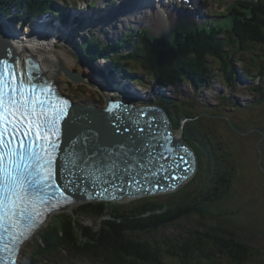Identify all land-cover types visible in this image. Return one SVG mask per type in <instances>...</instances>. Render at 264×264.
I'll return each instance as SVG.
<instances>
[{
    "label": "trees",
    "instance_id": "1",
    "mask_svg": "<svg viewBox=\"0 0 264 264\" xmlns=\"http://www.w3.org/2000/svg\"><path fill=\"white\" fill-rule=\"evenodd\" d=\"M50 1L0 0V17L7 15L14 22L20 23L24 19L29 22L31 18L47 11ZM254 5H244L240 8V13L235 14L236 20L243 24L247 41L239 43L232 37L231 45L237 46L234 53L224 54L225 45L221 46L214 34L217 28L211 29L210 26L212 33L209 36L191 33L180 36L174 33L171 40H166L154 35H141V43L133 51L118 57L109 53L134 38L133 34L129 33L122 42L114 44L99 41L97 37L86 38L84 43L76 45L77 50H83L80 53L82 61H78L84 66L94 64L101 57H109L112 58V69L137 82L147 79L160 85L192 82L197 88L202 86L209 88L218 78L231 80L228 70L233 67L232 62L241 53L240 59L252 62V65L248 63L250 66L246 73L252 75L255 66L259 68V75L262 76L264 11L263 8L257 10L256 7L253 12L251 7ZM15 6H19L20 12L17 14L12 12V7ZM251 49L258 51L247 53ZM255 55H262V62ZM68 86L66 92L75 99H80L87 91L84 86L74 87L71 84ZM256 90L262 91V86L256 87ZM164 98V104L168 110L170 109L176 127L180 126L183 117L193 118L188 123L186 135L198 154L199 166L196 175L177 192L168 194L169 198L164 201L157 196L139 199L134 201V206L125 211H122L123 209L120 211V204L104 201L87 202L71 212L61 213L62 221H58L54 228L45 229L40 241L32 246L33 252L30 253L32 264H39V258L58 251L60 247L91 260L100 258L110 264H254L256 261L264 264V255L256 253L255 245L242 240L237 233L239 230H236L234 225L219 219L224 206L214 204L216 200L223 201L231 193L232 175L236 165L231 160L232 156L230 158L227 151L224 152V143L218 146V139L214 140L212 136L216 131L215 126L218 123L216 120L223 121V117L224 122L236 133H241L237 129L245 125L258 131L254 132L256 135H263L264 121L259 123L243 119L234 121V116L228 115L225 110L243 112L244 107L231 100V97L221 96V104L213 106L203 103L202 108H199L220 116L217 118L200 113L197 105L190 99L175 102L169 97ZM96 100L104 102L102 96H98ZM254 105L260 106L254 103L249 108ZM227 115L232 118L234 124L228 122ZM260 129H263L262 133ZM256 144L264 157V147L261 150L259 139L256 140ZM194 213L202 217L203 221L200 224L202 229L193 228L160 238L151 237L150 234L161 227ZM236 215L234 214L233 218L238 220L240 217ZM81 216L100 220L99 228L84 224L78 219ZM205 220L212 223L208 225ZM144 235L148 237L143 238Z\"/></svg>",
    "mask_w": 264,
    "mask_h": 264
},
{
    "label": "rangeland",
    "instance_id": "2",
    "mask_svg": "<svg viewBox=\"0 0 264 264\" xmlns=\"http://www.w3.org/2000/svg\"><path fill=\"white\" fill-rule=\"evenodd\" d=\"M262 3L252 6L251 10L252 11L256 10V7H257V10L263 8L262 10L264 11V1ZM3 18L4 17L0 18L2 23H4ZM69 25H72V24L69 23ZM69 25L68 26L66 25L68 27L67 29L68 31L65 34L68 36L67 38L68 43H66L67 46L63 48L67 50L68 55H70L72 58H75V60L76 59L78 60V52L82 53L83 50L82 49L81 51L77 50L75 42L72 44L73 35L71 31L73 30V27H75V25H72L71 27H69ZM25 28L22 30L23 32L26 31ZM75 28L76 30H79L78 27H75ZM89 29L90 27L87 29V31ZM121 30L123 29L121 28L120 31ZM82 33H86V32L83 30ZM81 39L82 38L79 37L78 41H81ZM256 51L258 50L251 49V51H249L248 53L256 52ZM64 56H62V58H64ZM255 57L258 58L260 62H262L263 60L262 55H255ZM106 62L108 61L104 60L103 62H101V65L103 64L102 67L108 64ZM249 62L252 65V62L251 61ZM94 64L98 65L99 63L95 62ZM74 65L75 66L72 69L68 65H65V62L63 61L60 63L59 70H61V72L63 73L62 75L64 76V79H65L64 85L61 88L62 91H67L69 84H71L74 87L84 86L87 89V91L82 94L80 99L79 98L75 99L76 103L95 104L98 102L96 100L98 96H102L103 99L105 100L107 96L113 95L111 89H107V90L105 89L103 91L99 90L97 86L95 87L92 81L85 80L81 72L85 73L84 70H86L87 68L88 70H91L90 67H93V65L92 66L88 65V66L83 67L78 62L76 64L74 63ZM109 68L111 69L110 73H113L114 71L112 67H109V65L105 67L107 71H109ZM256 68L257 67L254 66V69L256 71L254 70L252 75H249L248 73L243 71V69L240 67L232 68L231 70H228V76L231 78L230 81H232V83H229L226 80L227 78L224 80L221 78H218V80L214 81L211 88L207 90H206V87H202L201 89L196 90L193 84L192 85L183 84V85H179L176 87H171L167 91L165 90V92L167 94H171L169 96H172L173 98L177 100H181L179 102H182L185 99H191L197 105L196 107L198 109L202 108L201 105L203 103H206V104L208 103L210 105H213V104H217V103H214L215 101H219L221 104L222 103V101L220 100L221 96H226L228 98L231 97V100L241 103V105H243L244 107L243 112H239L238 110H234V111L225 110V112L228 115L231 114L232 117L234 116V121H237V120L239 121L243 119V120L253 121L254 123H259L261 121H264V101H262L264 98V93L261 94L258 90H256V87L258 86H262V88L264 87V74L263 76H259V68L257 69ZM64 70H69L73 73H76L79 76L81 75V80L79 82L73 83V81H71L69 78L68 80L65 77L64 73L66 72ZM110 76H111L110 78L114 77V75H110ZM60 77H59V80H60ZM102 77L105 79L106 76L102 74ZM146 83H147V89L153 92L154 87H152V85L155 83L153 81H146ZM148 86H150V88H148ZM138 90L140 92L142 91V89L139 87H138ZM142 103H147V102L146 100H143ZM254 103H258L260 104V106L254 105L253 107L249 108V106ZM229 108H232V106H229ZM199 110H200V113H205V114L208 113L209 115H217V114H212L210 111H206L204 109H199ZM199 110L197 111V113H199ZM228 115L226 116V118L229 117ZM224 120H225L224 117H223V121L216 120V122H218L215 126L216 131L214 135L212 134V136L214 137V140L215 138L218 139L219 141V143H217L219 144L218 146L224 143L223 144V146L225 147L224 152L227 151L228 157L231 158L232 156L231 160L235 163L236 166L234 170L235 172L232 175L231 193L223 201H221V199L216 200V203L214 205L222 204V206H224L223 211L221 212L222 215L220 216L219 219L226 220L232 225H234L235 229L239 230L237 231V233L239 234V236L242 237V240L251 242L253 245H255L256 253L258 254L260 253L263 256L264 255V157L262 154H260V151L258 149L259 143L256 144V140L258 141L259 139L260 148L261 150H263L262 148L264 147V132L262 133L263 129H260L261 130L260 132L263 135H259V134L256 135L254 132L258 133V131H254L250 127L242 125L243 127L237 129V130H240L241 133H238V132L236 133V131H233L232 127L226 124ZM189 121L190 120L186 121L185 125H187ZM234 121L230 123L228 120L230 124H234L233 123ZM183 124L184 123L181 121L180 126H178L180 131H184ZM237 165L239 166L238 168H237ZM189 189L190 187L187 190ZM169 196L170 195H161L157 197L161 201H164L167 198H169ZM237 202H238V205H237ZM119 204L121 205L120 211L122 209H123L122 211H125L129 209L131 206H134V201L119 203ZM76 206H77V203H74L69 208H67L66 211L64 210L61 213H65L67 211L71 212V210L75 209ZM61 213H58L52 218H49L48 222L43 226L44 229L36 233L34 237L30 239L23 246L21 250V255H20V264H28L30 253L33 252L32 246L36 242L40 241L41 234L44 232V230L47 227L54 228L55 226H57L58 221L59 222L62 221L63 217L60 216ZM234 214L239 215L240 218H238V220L234 219L233 218ZM78 219L82 220L83 223L86 225H94V227L96 228H99L100 226V220L93 219L88 216H84V217L81 216ZM202 221L203 219L199 214H196V213L190 214L178 221L171 222L166 227H161L159 230H157L156 232L150 235L153 238L154 237L160 238V237H164L167 235L182 233V232H185L193 228L202 229L200 225ZM204 222L207 223L208 225L212 223V221L208 222L207 220H205ZM252 236L254 238L251 239ZM142 237L145 238V237H148V235H144ZM258 248L259 250H257ZM53 255L59 258L57 261L60 264H71V259L66 261V259L70 258L69 256L71 255L66 250L59 249ZM74 257L75 256L72 257L73 258L72 264H92V262H90L86 258H82L79 256L75 258ZM253 263L262 264L257 261Z\"/></svg>",
    "mask_w": 264,
    "mask_h": 264
},
{
    "label": "snow or ice",
    "instance_id": "3",
    "mask_svg": "<svg viewBox=\"0 0 264 264\" xmlns=\"http://www.w3.org/2000/svg\"><path fill=\"white\" fill-rule=\"evenodd\" d=\"M15 77V68L0 61V246L7 233L12 254L47 212L69 201L56 185L52 153L57 145L49 140L59 136L68 102L45 104L31 80L25 90L23 77L13 83Z\"/></svg>",
    "mask_w": 264,
    "mask_h": 264
},
{
    "label": "water",
    "instance_id": "4",
    "mask_svg": "<svg viewBox=\"0 0 264 264\" xmlns=\"http://www.w3.org/2000/svg\"><path fill=\"white\" fill-rule=\"evenodd\" d=\"M64 71L67 79L79 82L76 73ZM106 106L99 112L89 105V111L95 109L93 115L82 114L81 118H78L80 110L73 107L69 113L71 122H66L71 130L63 133L67 147L62 146L59 154L57 179L77 203L124 202L150 194L146 186H155L150 180L153 175H149L151 166H155L151 157L153 146L145 148L144 139L139 136V132L143 136L149 121L142 113L146 109L120 101L109 104V100ZM131 113L138 117L136 122L128 117ZM68 173L78 174L79 179L66 181Z\"/></svg>",
    "mask_w": 264,
    "mask_h": 264
},
{
    "label": "bare ground",
    "instance_id": "5",
    "mask_svg": "<svg viewBox=\"0 0 264 264\" xmlns=\"http://www.w3.org/2000/svg\"><path fill=\"white\" fill-rule=\"evenodd\" d=\"M111 4L117 6L118 2H116L115 0H111ZM124 8H125V6L122 3H120L117 6V8L116 7L113 8L112 9L113 11L110 12V14H112L111 17L105 13L106 18H108V19H105V18L103 19V17H102L100 20H96V21L92 22L91 25H98L99 28H97V29L102 34H106V32H108V34H115V33H118V27L113 21H111V18H113V17H119L120 20H128L129 19V20L134 21V22L146 21V17L143 13H136L135 15H133V18H132L131 14L129 12H125V13L121 12ZM127 10H128V7H127ZM102 12L103 11H101V13H99V14H102ZM43 22L46 23L47 20L43 21ZM65 23H67V26L69 25L68 22H65ZM5 24L7 26L9 25L8 23H5ZM41 24L37 23L36 26H34V28H32L31 25H29L25 28L26 29L25 32L19 33V35L17 37L12 36L11 40H12V43L14 46H12L8 42L7 39H3V42L1 43V47L2 48L12 47V49H11V52L4 53L2 58L14 61L16 58L13 57V53L15 52L13 47H15L18 50L26 51V52L30 53L31 55H33L37 59L39 69L44 74L54 78L56 80L59 88H62V86L64 85L65 79L59 70L60 69V63L64 61L65 65H68L70 68L73 69V67L75 66L74 63L76 64L77 62L75 61V58H72L70 55H68V53H66V49H57V47L54 45V41L59 40V42H65L64 45L66 47L67 46L66 43H68L66 38H68V37L65 36L66 37L65 38V37H62V35H60V34H53V38H52L50 31H52V32L56 31L57 30V29H55L56 25L52 26L53 30L46 31L44 26L43 25L41 26ZM84 24L87 25L86 26L87 29L90 27V22L86 21ZM155 25L158 27L159 30L165 29V28H163V26L161 24H158V25L155 24ZM7 26H5V29L9 30V28ZM50 26H51V24H50ZM69 27H71V26L69 25ZM46 29H48V28H46ZM62 56H64V58H62ZM78 60L82 61V58H81V55L79 52H78ZM92 65H93V68L92 67H90V68L93 71L95 65L94 64H92ZM91 70H88V68H87L86 70H84L85 73L82 72V74H83L86 81L90 80V81L94 82L96 80H95V77L91 74ZM60 75H61V77H60ZM89 76H90V78H89ZM59 77H60V80H59ZM77 77L79 79L78 81H80L81 75L80 76L77 75ZM118 84H120V81L118 82ZM122 85H123V83H121L120 86H122ZM121 90H122V88L119 87V91H121ZM65 179L68 182H71V181L76 182L79 179V176L76 173H68V176L65 177ZM48 220H49V218H47V220L45 221V224L47 223ZM32 237H33V235L31 236V238Z\"/></svg>",
    "mask_w": 264,
    "mask_h": 264
},
{
    "label": "flooded vegetation",
    "instance_id": "6",
    "mask_svg": "<svg viewBox=\"0 0 264 264\" xmlns=\"http://www.w3.org/2000/svg\"><path fill=\"white\" fill-rule=\"evenodd\" d=\"M187 140V139H186ZM188 141V140H187ZM189 142V141H188Z\"/></svg>",
    "mask_w": 264,
    "mask_h": 264
},
{
    "label": "clouds",
    "instance_id": "7",
    "mask_svg": "<svg viewBox=\"0 0 264 264\" xmlns=\"http://www.w3.org/2000/svg\"><path fill=\"white\" fill-rule=\"evenodd\" d=\"M80 72V71H79Z\"/></svg>",
    "mask_w": 264,
    "mask_h": 264
}]
</instances>
